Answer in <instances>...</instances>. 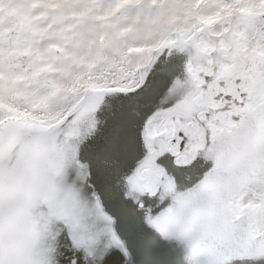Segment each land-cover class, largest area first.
Returning <instances> with one entry per match:
<instances>
[{
  "label": "snow or ice",
  "instance_id": "6c2138e0",
  "mask_svg": "<svg viewBox=\"0 0 264 264\" xmlns=\"http://www.w3.org/2000/svg\"><path fill=\"white\" fill-rule=\"evenodd\" d=\"M0 264H264V0H0Z\"/></svg>",
  "mask_w": 264,
  "mask_h": 264
}]
</instances>
